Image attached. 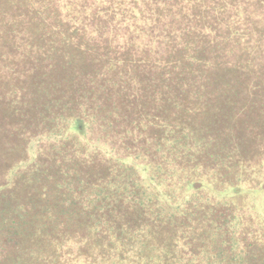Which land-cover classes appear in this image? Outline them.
I'll return each instance as SVG.
<instances>
[{
  "label": "trees",
  "instance_id": "obj_1",
  "mask_svg": "<svg viewBox=\"0 0 264 264\" xmlns=\"http://www.w3.org/2000/svg\"><path fill=\"white\" fill-rule=\"evenodd\" d=\"M261 127L264 0H0V264H264Z\"/></svg>",
  "mask_w": 264,
  "mask_h": 264
},
{
  "label": "rangeland",
  "instance_id": "obj_2",
  "mask_svg": "<svg viewBox=\"0 0 264 264\" xmlns=\"http://www.w3.org/2000/svg\"><path fill=\"white\" fill-rule=\"evenodd\" d=\"M261 129H262V131H260V133H264V128L261 127ZM258 146H259L261 149H264V140H262V138H259V139H258ZM262 154H263V153H262ZM260 197L262 198V196L251 197L250 200H249V202H247V203H248V207H252V206H253V203H256V204H255L256 208H257V209H260L259 205L262 203ZM257 202H259V203H258L259 205L257 204ZM262 207H263V206H262ZM247 210H248V209H247Z\"/></svg>",
  "mask_w": 264,
  "mask_h": 264
}]
</instances>
